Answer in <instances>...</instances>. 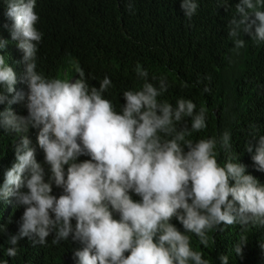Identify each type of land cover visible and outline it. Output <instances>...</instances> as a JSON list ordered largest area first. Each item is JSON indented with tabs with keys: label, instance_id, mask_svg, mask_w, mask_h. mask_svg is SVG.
Masks as SVG:
<instances>
[{
	"label": "clouds",
	"instance_id": "clouds-1",
	"mask_svg": "<svg viewBox=\"0 0 264 264\" xmlns=\"http://www.w3.org/2000/svg\"><path fill=\"white\" fill-rule=\"evenodd\" d=\"M217 5L225 11L231 6L229 0ZM0 6L11 36L0 37V52L15 42L24 66L18 76L0 54V129L16 137L0 201L14 198L15 208L23 209L15 233L11 220L0 224L7 257L18 255L25 238L45 246L51 237L53 245H78L74 264H210L193 247V236L207 247L209 233L222 226L264 228V183L233 150L232 132L193 138L208 126L204 106L184 97L174 104L164 99L172 86L168 77H150L139 63L134 71L142 83L122 92L123 103L121 96L118 102L109 98V76L97 86L78 62L71 79L46 76L37 63L44 36L37 0H0ZM199 7V0H180L188 21ZM126 9L133 12L132 0ZM226 27L235 50L245 47L241 34L264 43V0H239ZM18 82L26 90L17 91ZM13 104H22L27 115L13 111ZM249 136L243 150L264 172V134L250 125ZM247 243L242 234L232 248L236 257ZM259 247L264 250V239ZM218 259L230 264L227 254Z\"/></svg>",
	"mask_w": 264,
	"mask_h": 264
},
{
	"label": "trees",
	"instance_id": "trees-1",
	"mask_svg": "<svg viewBox=\"0 0 264 264\" xmlns=\"http://www.w3.org/2000/svg\"><path fill=\"white\" fill-rule=\"evenodd\" d=\"M129 0H37V27L44 33L38 52V71L49 77L71 79L73 65L79 63L86 74L96 77L97 84L105 75L113 82L109 98L118 102L123 91L138 88L135 67L139 63L148 69L150 77L166 75L171 83L164 99L173 104L181 97L192 99L197 108L207 109V128L194 133L193 138L219 136L232 132L233 150L241 153V162L248 171L264 183V172L256 171L251 154L244 152L250 139L249 126L256 125L264 134V43L256 44L241 34L245 47L234 49L227 35V23L235 14V3L230 8H219L217 0H199L200 7L191 21L180 11V0H132L133 12L126 9ZM0 6V37L11 40ZM0 54L5 55L18 76L23 71L22 53L15 42ZM125 82V83H124ZM188 87L182 88L181 84ZM211 88L203 93V87ZM17 91L26 90L18 82ZM121 96V103H123ZM2 107V106H0ZM13 111L27 115L22 104H13ZM37 130L31 131L36 145ZM16 137L0 129V184L4 172L15 161L13 145ZM220 158L225 154L221 151ZM86 159V157H81ZM37 160L43 153L37 147ZM54 191L58 192L59 190ZM23 209H17L14 198L0 201V224L12 222L9 231L18 230ZM174 223H177L173 221ZM178 227H181L177 223ZM247 235L248 243L241 256L232 251L239 237ZM264 239V228L249 227L242 232L239 225L222 226V231L209 233L207 247L193 236V247L204 254L210 264H220V255H229L230 264H264V250L259 241ZM5 237H0V260L8 264H74L76 244L62 242L53 245L51 237L45 246L35 245L25 238L14 258L5 255Z\"/></svg>",
	"mask_w": 264,
	"mask_h": 264
},
{
	"label": "bare ground",
	"instance_id": "bare-ground-1",
	"mask_svg": "<svg viewBox=\"0 0 264 264\" xmlns=\"http://www.w3.org/2000/svg\"><path fill=\"white\" fill-rule=\"evenodd\" d=\"M125 83V82H124Z\"/></svg>",
	"mask_w": 264,
	"mask_h": 264
}]
</instances>
